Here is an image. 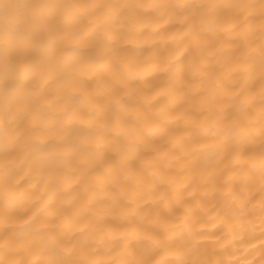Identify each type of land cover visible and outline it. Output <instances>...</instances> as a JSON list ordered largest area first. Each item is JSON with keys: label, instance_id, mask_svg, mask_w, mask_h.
Instances as JSON below:
<instances>
[{"label": "clouds", "instance_id": "9594fccd", "mask_svg": "<svg viewBox=\"0 0 264 264\" xmlns=\"http://www.w3.org/2000/svg\"><path fill=\"white\" fill-rule=\"evenodd\" d=\"M0 264H264V0H0Z\"/></svg>", "mask_w": 264, "mask_h": 264}]
</instances>
